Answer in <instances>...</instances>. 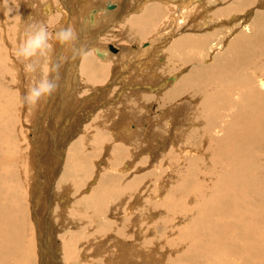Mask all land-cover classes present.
<instances>
[{
    "label": "bare ground",
    "instance_id": "obj_1",
    "mask_svg": "<svg viewBox=\"0 0 264 264\" xmlns=\"http://www.w3.org/2000/svg\"><path fill=\"white\" fill-rule=\"evenodd\" d=\"M109 1L80 0L84 4L78 5L75 24L87 38L100 36L111 20L121 21L124 28L117 41L131 43L127 51L101 41L97 46L94 36L88 45L78 28V42L92 46L99 56L92 51L83 57L79 79L77 64L68 65L70 45L61 44L45 25L48 16L53 23L58 14L64 24L57 31L74 27L75 16L68 14L75 2L0 0V95L6 92L8 77L13 87L8 89L13 98L0 100V161L5 158L11 168L7 176L0 169V264H68L71 257L77 264H264V0H236L240 12L232 11L230 17L225 16L226 5L235 0H219L222 6L215 4L222 15L216 13L213 32H185L175 42L172 33L163 30L140 46L134 42L165 24L169 14L164 7L177 5L179 11L195 13L211 8L215 0H157L160 5L122 0L118 4L125 2L126 11L104 10L96 18L98 26L89 25L96 6ZM256 2L258 9L252 8ZM41 27L46 44L26 58V42ZM109 47L121 51L109 55ZM62 56L66 59L60 61ZM80 57H73L78 64ZM124 68L132 72L121 76ZM58 75L60 86L52 96L36 105L23 102L30 87L46 76L55 84ZM69 77H76L75 91L66 86ZM79 89L95 100L88 106L81 101L79 107L77 98L86 96H78ZM66 93L73 94L59 108ZM75 101L79 105L73 109ZM19 116L26 121L31 211L26 198H20L24 179L17 173L19 158L8 151L15 145L8 128L18 131ZM15 135L19 142V131ZM100 144L102 159L112 149L106 160L97 159ZM182 144L188 146L176 147ZM170 157L191 160L185 176L174 169L173 179L166 182L167 175H155ZM197 157L215 161L207 171L200 165V171ZM68 159L78 160L82 172L77 189L71 181L79 171ZM83 173L89 179L82 182ZM165 234V245L156 248L161 244L157 237ZM166 247L175 249L164 257Z\"/></svg>",
    "mask_w": 264,
    "mask_h": 264
},
{
    "label": "rangeland",
    "instance_id": "obj_2",
    "mask_svg": "<svg viewBox=\"0 0 264 264\" xmlns=\"http://www.w3.org/2000/svg\"><path fill=\"white\" fill-rule=\"evenodd\" d=\"M76 1H78V4H77V2ZM89 1V0H85V2L84 3H87V2ZM104 1V0H103ZM156 2H157V0H155ZM227 1H229V0H227ZM75 2V3H74ZM118 2L119 3H122V0H111V1H109L108 3H105V4H98L99 6L97 7L96 6V8L92 11V13H91V15H92V17H90V18H88L89 20H87V22H89V25H94V24H96L97 25V23H98V20L100 21V19H96V18H98V14H99V12H104V10H108V11H110V10H112V9H114V8H116L117 9V7H119L118 8V10L120 9V13H121V9L123 8V10L122 11H126L127 9H128V7H127V5L125 4V2H123V4H118ZM156 2H155V4H156ZM219 3L221 6H222V4L220 3L221 1H219V0H215V2H213L212 3V5H210L211 6V8L209 7V5L207 6V7H205L204 8V10L203 9H198V10H196V15H195V13H194V10H191V9H189L188 11L187 10H185L184 12H182V11H179V7H177V5H173V7H172V5H170L172 8H173V10L171 9V7L169 8L168 7V9H166V7H164V9H165V12L167 13V14H169L168 15V17H167V20L165 19L164 20V25H162L161 27H158V29L155 31V32H153L152 34L150 33L146 38L148 39H150V40H152V38L154 37V38H156L157 36H159L160 34H159V31H160V33H161V31H167V32H169V33H172V37H173V41H175L176 42V40L177 39H179L178 38V36H179V34H180V36H181V34L183 35V33L184 34H190L191 36H193V35H196V34H202V33H205L204 31H206V33H207V31L209 32V30L211 31V32H213V30L216 28V25H215V27H214V24L216 23V21H217V19H218V17H217V15L219 14V15H222L221 14V12H220V10H217L218 8H221L220 7V5H218V4H215V3ZM232 2H234V1H232L231 0V3ZM73 3H74V5H72L73 7H70L71 8V10H74L72 13H69L68 14V16H75V21L77 20L76 18H77V14H76V12L77 13H79L78 11H80L81 9L79 8V6L82 8V5L84 4H82V3H80V0H73ZM158 3V2H157ZM197 3V2H196ZM207 4L208 3H210V2H206ZM75 4H76V7H75ZM151 5V4H154V2H149L147 5ZM159 5H160V2L158 3ZM228 4H230V3H228ZM228 4L226 5V7H227V11H226V14H225V16L227 17H230L233 13H232V11L234 12V13H238V12H240V11H238V9H240L239 7V2L237 3V1L235 0V2L234 3H232V4H230V7L228 6ZM234 4V5H233ZM257 4H258V2H256V4L254 3V5H250V8H249V10L251 9V7L252 8H255V7H257L256 9H258V6H257ZM79 5V6H78ZM102 5H103V7H102ZM111 5V6H110ZM122 5V7H120V6ZM217 5V7H216V12H215V15H213L214 14V12L213 11H215V6ZM238 5V6H237ZM243 7H247V6H245V5H243V4H241ZM256 5V6H255ZM219 6V7H218ZM75 7V8H74ZM105 7V8H104ZM111 7H113V8H111ZM162 7V6H161ZM209 7V9H207ZM233 7V8H232ZM238 7V8H237ZM249 7V6H248ZM65 8V7H64ZM125 8H127V9H125ZM214 8V9H213ZM231 8V9H230ZM236 8V9H235ZM131 9V8H130ZM129 9V10H130ZM175 9V10H174ZM212 9V10H211ZM144 10V9H143ZM174 11L173 13H174V15H173V13H172V11ZM201 10V11H200ZM206 10V11H205ZM207 10H209L208 12H207ZM235 10H237V11H235ZM248 10V11H249ZM187 11V12H186ZM197 11H200L199 13L197 12ZM203 11V12H202ZM231 11V12H230ZM170 12H171V15H170ZM176 12H177V14H176ZM182 12V13H181ZM207 14H206V13ZM213 12V13H212ZM87 13V12H86ZM184 13V14H183ZM190 13H191V15H190ZM198 13V14H197ZM201 13H203V14H201ZM216 13H217V15H216ZM230 13V14H229ZM249 13H250V11H249ZM182 14V15H181ZM195 15V16H193V15ZM227 14H229V15H227ZM246 14V13H245ZM58 15V14H57ZM57 15L55 16V14L52 16L53 17V19H54V22L52 23L51 22V20H50V17L51 16H48V21L46 20V23H45V25L47 26V28H48V30H49V33H51L52 35L53 34H56V32H57V28L60 26V25H63L62 24V20H63V18L62 17H57ZM80 15V14H79ZM121 15V14H120ZM134 15H136V14H134ZM176 15H178V16H176ZM200 15V16H199ZM208 15V16H207ZM212 15V16H211ZM218 15V16H219ZM123 16V15H122ZM132 16H133V14H131V16L129 15L126 19L128 20L130 17L132 18ZM188 16V17H187ZM197 16H198V18H197ZM204 17V18H202V17ZM176 17V18H175ZM180 17H182V18H180ZM183 17H185V18H183ZM214 17V18H213ZM215 17H216V20H214L215 19ZM220 17V16H219ZM72 18V17H71ZM79 18H80V21L83 19V17L82 16H79ZM124 18V17H123ZM171 18V19H170ZM195 18V19H194ZM125 19V21H127ZM179 19V20H178ZM200 19V20H199ZM203 19V21H201ZM69 20V19H68ZM67 20V23L69 24V22L70 21H68ZM177 20H178V22H177ZM74 21V24L75 23H77L78 22V20L75 22ZM115 20H111V22H110V24H108L107 25V27L105 28V31L101 34L100 33V36H99V34H93V35H91V36H89V37H87V38H84L85 37V35H84V33H83V30H81V29H83L81 26H79L78 24H73L74 25V27H75V29H76V31H77V33H78V28H79V31L81 30V33H82V35H81V38H83V41L85 40V42H89V44L88 45H91V43L92 42H94V43H97L98 42V44H96L97 46H101L100 44V42L99 41H101L103 44H106V45H111V44H115V45H117V46H120V47H125V44H124V42H122L121 40L120 41H117L118 39H119V37H120V28H122L123 27V25L121 26V21H118V22H114ZM125 21L123 22V23H125ZM170 21V22H169ZM183 21V22H182ZM193 21V22H192ZM212 21V22H211ZM182 22V24L183 25H181L180 23ZM215 22V23H214ZM81 23V22H80ZM177 23V24H176ZM179 23V24H178ZM187 23H189V24H187ZM186 24H187V26H186ZM195 24V25H194ZM210 24H212V26H210ZM177 25L179 26V27H177ZM181 25V26H180ZM191 25V26H190ZM209 25V26H208ZM231 25V24H230ZM91 26H89L88 28H87V30H90L91 28ZM98 26V25H97ZM73 27V26H72ZM73 27V28H74ZM183 27H184V29L186 30H184L183 29ZM190 27V28H189ZM213 27V28H212ZM124 28V27H123ZM180 30H179V29ZM188 28H189V30H188ZM203 28V29H202ZM177 29L179 30V31H177ZM191 29V30H190ZM193 29V30H192ZM194 29H196V30H194ZM200 29V30H199ZM208 29V30H207ZM212 29V30H211ZM119 30V31H118ZM174 30V31H173ZM176 30V31H175ZM182 30V31H181ZM53 31H55V32H53ZM125 31V30H124ZM158 31V32H157ZM182 33H181V32ZM184 31V32H183ZM193 31V32H192ZM113 32H115L116 34H118L116 37H118L117 39L116 38H110L109 40H105V38L106 37H111V35L113 34ZM186 32V33H185ZM197 32V33H196ZM201 32V33H200ZM195 33V34H194ZM157 34V35H156ZM159 34V35H158ZM173 34H175V35H173ZM193 34V35H192ZM152 35H155V36H152ZM178 35V36H177ZM94 36H96V38H95V40H93L92 41V39L94 38ZM99 38H98V37ZM150 36H151V38H150ZM179 36V37H180ZM104 37V38H103ZM182 37V36H181ZM102 38V39H101ZM144 39L143 41H137V43H136V41L134 42L135 44H138L139 46L140 45H142V44H146V43H148L150 40L148 39ZM177 38V39H176ZM88 39H90V40H88ZM112 39V40H111ZM90 41H92V42H90ZM109 41V42H108ZM117 42V43H116ZM122 42V43H121ZM130 43H131V41H129ZM129 42H127L126 44H128L129 45ZM133 42V41H132ZM77 43H79L78 44V47L79 46H83L84 47V49L86 50L85 52H86V54L83 56L82 55V57H80V59H79V64H78V62H77V60H76V58H73L74 56H73V53L72 54H70L71 56H68V60L69 61H71V62H69L68 61V65H71V66H73V67H75L76 66V64H77V69L75 68V71H77V74L81 71L80 70V68H81V66H82V62H83V57H85V56H87V54H88V52H92L93 51V53H95L94 52V49L92 48V46H88V47H85V43L84 42H82V40L81 41H79V42H77ZM81 43H83V44H81ZM100 43V44H99ZM119 43V44H118ZM133 43V44H134ZM127 46V45H126ZM88 48V49H87ZM100 48V47H99ZM90 49V50H89ZM92 49V50H91ZM110 50V47H109V49H108V51ZM117 51H118V48H117ZM116 51V52H117ZM119 51H121V50H119ZM119 51H118V53H119ZM115 52V53H116ZM130 52V51H129ZM109 55H112V54H115L114 53V51L112 52L111 50L109 51ZM112 53V54H111ZM96 54V53H95ZM73 56V57H72ZM96 56L99 58V56L96 54ZM95 56V57H96ZM96 57V58H97ZM97 58V59H98ZM72 59V60H71ZM101 60H103V59H101ZM110 62H113V61H110ZM74 63H76V64H74ZM81 63V64H80ZM114 63V62H113ZM79 65H81L80 67H79ZM15 71H16V69H15ZM63 72V71H62ZM80 74L81 73H79V79H80ZM76 78V77H75ZM75 78L73 77V78H70L69 77V83L68 84H66V82H65V84H66V86H67V88H69V87H71L72 88V90L73 91H75L76 89H77V87H79L78 86V84H76L75 83ZM5 79H7V78H5ZM11 80L12 79V76L9 78L8 77V79H7V81L8 80ZM48 79V81H49V78L46 76V80ZM9 80V85L8 86H5L4 87V89H6L5 91V94L3 95V96H1L0 98V100L2 101V100H5L6 98H13V95L12 94H10V92H9V88L10 89H13V87H12V82ZM2 80H0V89L2 88ZM41 82V81H40ZM72 82V83H71ZM69 84H71V85H69ZM12 87V88H11ZM76 87V88H75ZM74 88V89H73ZM81 88V87H80ZM79 91H80V89H79ZM78 91V92H79ZM9 92V93H8ZM14 92V91H13ZM73 93H66V99H64V101L62 102V103H60V107L59 108H63V106H65V104H66V101H67V98L70 96V95H72ZM79 94L81 95V96H84V95H86V94H82V92L80 91L79 93H78V96H79ZM92 93H90V94H87L86 96H84V97H81V98H77V100H80V102H79V104L81 103V101H82V103L84 102V103H86V106H88V105H90V103H92V101H94L95 99L93 98V95L92 96H90ZM6 95V96H5ZM9 96H11V97H9ZM3 98V99H2ZM202 98H204V96L202 97ZM214 98L215 99H217V96H216V94H214ZM52 99V98H51ZM76 100V101H77ZM84 100V101H83ZM199 101H201V99H198ZM0 101V103H2ZM75 101V103L73 104V109L75 108V107H77L76 106V103H78V102H76ZM136 101H138V100H136ZM51 103H52V101H51ZM81 103V105H79V107L80 106H82L83 104ZM61 105H62V107H61ZM14 106H15V104H14ZM75 106V107H74ZM21 111H24V109H21ZM20 111V112H21ZM77 111H78V109L74 112V114H76L77 113ZM73 115V114H72ZM7 116H12V114L11 115H7ZM7 116H6V118H7ZM19 120V121H18ZM25 120V119H24ZM23 119H22V116H19L18 118H17V122H18V127H17V130L19 131V136H20V140H19V142L15 139L16 138V133L18 132V131H15L13 128H11V126L9 125V128H8V133H7V136L8 137H10V138H14V147L12 148V143H11V145H10V147L8 148V151H12V153H14V154H12L11 155V157H14L15 156V158H19V162H18V164H17V173L19 174V175H21L22 177H23V181H24V185H23V190H22V192L23 193H21V196H20V198H26V200L24 201L23 199V201L25 202V204H26V206H28V210H30L31 211V206L33 207V205H32V199H31V195H30V187H29V189H28V183H27V180H28V159L26 158V151L28 150V147H29V145H28V141H27V139H25V137L27 136L26 135V132H25V126H26V121H24ZM28 123V122H27ZM122 123V122H121ZM130 123H128V125H129ZM122 127H124L123 125H122ZM81 129V131H82V129H84V128H80ZM131 130H134V129H131ZM9 131H11V133L9 132ZM31 133H29V138H31ZM23 139V140H22ZM101 140H102V138H101ZM16 141V142H15ZM101 142H103V143H106L107 142V139H103ZM185 142V141H184ZM184 142H182V143H184ZM209 141H206V142H202L201 144H200V146H199V148H201V145H207V144H205V143H208ZM23 143V144H22ZM185 146H188V144H182L181 146H176V147H178V148H181V147H185ZM101 147V149H99ZM12 148V149H11ZM13 149H15V151L13 150ZM90 149V148H89ZM98 149H99V151H98ZM102 149H103V145L101 146V144L100 145H97V153H96V156H97V159H99L100 158V160H103L104 158H105V160L107 159V157H108V155H109V151L110 150H112V149H110V150H108V154L107 155H105V157L102 159V157H100L101 155H102ZM88 150V149H87ZM7 151V150H6ZM6 151H4V153L6 152ZM10 151V152H11ZM106 151V150H105ZM241 151H243V150H241ZM89 152V151H88ZM244 152V151H243ZM3 153V154H4ZM22 155V156H21ZM93 155V154H92ZM18 156H21V157H24L23 159H25V163H22L21 162V157H18ZM96 156H94L93 155V157H96ZM2 157H4V156H2ZM6 157H8V156H6ZM120 159H122V157H120ZM174 159V162L176 161V163H172V160ZM186 159V158H185ZM196 159H198V160H200L199 161V163L195 166V167H197V168H199V170L201 171V167H200V165H202L204 168H205V170L207 171V168L211 165V164H213L214 163V161H215V157H197ZM72 160H74L75 162H73ZM191 160V158H187L186 160H184V161H181V162H177L178 161V158H176V157H170L169 159H168V161H166L160 168H159V171L157 172V174L155 175L156 177H159V176H165V175H167V176H165L166 177V182H168V181H170V180H172L173 179V176L170 174L171 173V171H173L174 169H176V171H177V173H178V175H180V172H181V175H180V177L182 178V176H185L186 175V169H187V162L188 161H190ZM68 161L70 162V163H73V164H75V163H78V160H75V159H68L67 161H66V163H68ZM204 162V163H203ZM230 161H222V164L223 163H229ZM237 162V161H236ZM169 163V164H168ZM76 165V164H75ZM15 167H16V165H15ZM91 167L93 168V166L91 165ZM183 168V169H182ZM186 168V169H185ZM0 169L3 171V173L4 174H6V176L7 175H9V173H10V171H11V168H9L8 169V165H7V161H6V159L4 158V160L3 161H0ZM74 169H76L77 171H79V175L77 176H75L73 179H72V181L71 182H74V183H71V184H74L75 185V183L77 182H79V179L81 180V177H82V172H80V169H79V164L78 165H76L75 166V168ZM164 171V172H163ZM83 178H82V182L85 180V179H89L88 178V174H85V173H83ZM87 175V176H86ZM177 175V176H178ZM71 178H69L68 179V181L70 180ZM30 181H31V179H29ZM28 180V181H29ZM63 180H64V178H63ZM75 180V181H74ZM77 180V181H76ZM150 181V180H149ZM81 182V181H80ZM81 182V183H82ZM27 183V184H26ZM76 183V184H77ZM154 182L153 181H151V186H152V184H153ZM180 183H181V181H180ZM79 184V183H78ZM78 184L77 185H75L76 186V189L78 188ZM148 184V183H147ZM27 185V186H26ZM74 185H72L74 188H75V186ZM179 186H180V184H179ZM205 186L207 187V183H205ZM152 188V187H151ZM76 189H73L74 191L76 190ZM188 189V188H187ZM118 191V190H117ZM29 192V193H28ZM28 193V194H27ZM24 194V195H23ZM99 196H104V197H107L106 195H104L102 192H100L99 194H98ZM24 196V197H23ZM30 196V197H29ZM114 196H111L110 198H113ZM189 197V199H190V202H192V197L191 196H188ZM110 200H112V199H110ZM91 211L92 210H94V209H90ZM30 211H29V215H30ZM30 220H31V217H30ZM84 220H85V218L84 217H81V219L79 220L81 223H83L84 222ZM99 219L98 218H96V221H98ZM157 226L158 225H155V230L154 231H157L158 229H157ZM157 239H160V241H161V244H159L156 248H159V247H161V246H164L165 245V240H167L168 239V237H167V234H165L164 236H162V237H157ZM147 245H154L155 246V244H149V243H147ZM165 251V256L164 257H166L167 255H169L171 252H173V250L175 249L174 247L173 248H169V247H166V248H163ZM50 250V249H49ZM76 250H77V252H79L80 250H81V247L79 246V245H77L76 246ZM170 252V253H169ZM76 259L77 258H68V260H67V258H66V260H67V263L68 264H72L71 262H75L76 264H77V262H76ZM51 260H53L54 261V259L52 258Z\"/></svg>",
    "mask_w": 264,
    "mask_h": 264
},
{
    "label": "clouds",
    "instance_id": "obj_3",
    "mask_svg": "<svg viewBox=\"0 0 264 264\" xmlns=\"http://www.w3.org/2000/svg\"><path fill=\"white\" fill-rule=\"evenodd\" d=\"M31 26L32 25H29L28 28H30ZM55 37L61 44L70 45L74 57L77 55L86 54L83 46H76L79 40V35L72 26H69L67 28H61L59 31L56 32ZM46 40V31L43 27H41V30L38 33H36L35 35H31L28 38L26 45L23 49L25 57L27 58L34 55L37 50L45 46ZM64 59H66V57H60V61H63ZM60 66L61 65L59 61L56 65H54V67L57 69ZM56 79L58 82L55 84L51 81L43 80L39 82L36 86L30 87L27 93L23 96V102L29 106L36 105L42 100H46L48 97L52 96L60 86L59 75L56 77Z\"/></svg>",
    "mask_w": 264,
    "mask_h": 264
},
{
    "label": "crops",
    "instance_id": "obj_4",
    "mask_svg": "<svg viewBox=\"0 0 264 264\" xmlns=\"http://www.w3.org/2000/svg\"><path fill=\"white\" fill-rule=\"evenodd\" d=\"M141 1H143V0H140V2H141ZM145 1H146V0H145ZM150 2H154V3H155L156 1H155V0H151ZM147 4H148V3H147ZM145 7H146V6H145ZM122 48H123V47H122ZM126 48H129V45L125 46V48H124V49L127 51ZM120 50H121V48H120ZM126 51H125V52H126ZM118 71H119V70H118ZM131 72H132L131 68H124V69H121V70H120V73H121L120 75H121V76L129 75V73H131ZM131 125H132V127H133V126H135L136 124L131 123Z\"/></svg>",
    "mask_w": 264,
    "mask_h": 264
},
{
    "label": "water",
    "instance_id": "obj_5",
    "mask_svg": "<svg viewBox=\"0 0 264 264\" xmlns=\"http://www.w3.org/2000/svg\"><path fill=\"white\" fill-rule=\"evenodd\" d=\"M113 47V46H112ZM103 52H101V54H102Z\"/></svg>",
    "mask_w": 264,
    "mask_h": 264
}]
</instances>
